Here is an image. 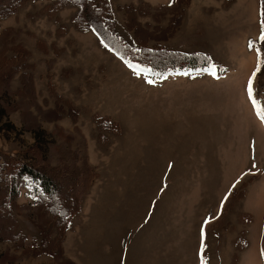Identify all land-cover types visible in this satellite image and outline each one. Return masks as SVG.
<instances>
[{"label":"rangeland","instance_id":"1","mask_svg":"<svg viewBox=\"0 0 264 264\" xmlns=\"http://www.w3.org/2000/svg\"><path fill=\"white\" fill-rule=\"evenodd\" d=\"M262 30L264 0H0V264H264Z\"/></svg>","mask_w":264,"mask_h":264},{"label":"snow or ice","instance_id":"2","mask_svg":"<svg viewBox=\"0 0 264 264\" xmlns=\"http://www.w3.org/2000/svg\"><path fill=\"white\" fill-rule=\"evenodd\" d=\"M260 40L262 42H264V30H262L261 32V35H260ZM252 45L250 44V47ZM105 47H107V45H105ZM257 53H258V56H259V49H257ZM125 63L128 64V66L130 68H135L136 66L131 64L130 62L128 61H125ZM260 64H264V60L262 61H259ZM260 70L259 66L257 68V72ZM255 76H256V73L254 72L252 77L249 79V82H248V87H247V91H248V97L249 99L252 101V104H253V107L256 109V114L258 117H260V119L262 121H264V102H260L256 99V96L254 94V90H253V81L255 79ZM148 83H153L152 80H148ZM201 264H205L203 258H202V262Z\"/></svg>","mask_w":264,"mask_h":264},{"label":"trees","instance_id":"3","mask_svg":"<svg viewBox=\"0 0 264 264\" xmlns=\"http://www.w3.org/2000/svg\"><path fill=\"white\" fill-rule=\"evenodd\" d=\"M102 35V34H101ZM24 171L29 174L32 178H36L38 181L43 183V187L47 192H51L55 189L54 185H51L46 176L42 175L40 172L35 171L33 168H29L28 166L23 168Z\"/></svg>","mask_w":264,"mask_h":264},{"label":"bare ground","instance_id":"4","mask_svg":"<svg viewBox=\"0 0 264 264\" xmlns=\"http://www.w3.org/2000/svg\"><path fill=\"white\" fill-rule=\"evenodd\" d=\"M255 259V258H254Z\"/></svg>","mask_w":264,"mask_h":264}]
</instances>
